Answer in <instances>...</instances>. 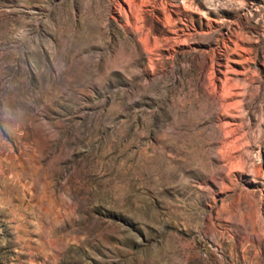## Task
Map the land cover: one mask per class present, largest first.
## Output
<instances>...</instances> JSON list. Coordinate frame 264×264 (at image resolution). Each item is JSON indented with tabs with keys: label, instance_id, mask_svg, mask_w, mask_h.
<instances>
[{
	"label": "rangeland",
	"instance_id": "rangeland-1",
	"mask_svg": "<svg viewBox=\"0 0 264 264\" xmlns=\"http://www.w3.org/2000/svg\"><path fill=\"white\" fill-rule=\"evenodd\" d=\"M0 264H264V0H0Z\"/></svg>",
	"mask_w": 264,
	"mask_h": 264
}]
</instances>
